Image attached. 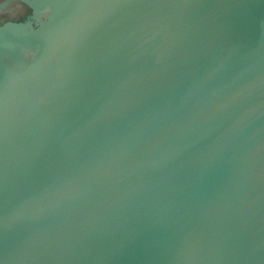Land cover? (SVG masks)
Listing matches in <instances>:
<instances>
[{"label": "water", "instance_id": "95a60500", "mask_svg": "<svg viewBox=\"0 0 264 264\" xmlns=\"http://www.w3.org/2000/svg\"><path fill=\"white\" fill-rule=\"evenodd\" d=\"M0 12V264H264V0Z\"/></svg>", "mask_w": 264, "mask_h": 264}, {"label": "flooded vegetation", "instance_id": "af4514ba", "mask_svg": "<svg viewBox=\"0 0 264 264\" xmlns=\"http://www.w3.org/2000/svg\"><path fill=\"white\" fill-rule=\"evenodd\" d=\"M10 10H11V13L12 12L21 11L19 15L25 13V11L22 10L19 6H17L16 3L13 4V6H12V8ZM8 18H12L11 15L6 14L5 12L4 13L0 12V21L1 20H5V19H8Z\"/></svg>", "mask_w": 264, "mask_h": 264}, {"label": "trees", "instance_id": "16d2710c", "mask_svg": "<svg viewBox=\"0 0 264 264\" xmlns=\"http://www.w3.org/2000/svg\"><path fill=\"white\" fill-rule=\"evenodd\" d=\"M0 1H2V0H0Z\"/></svg>", "mask_w": 264, "mask_h": 264}]
</instances>
